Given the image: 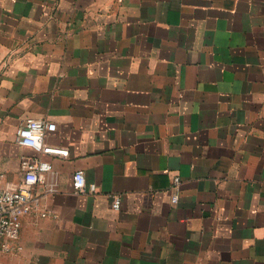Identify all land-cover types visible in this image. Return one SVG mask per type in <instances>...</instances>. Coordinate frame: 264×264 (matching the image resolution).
I'll return each instance as SVG.
<instances>
[{
  "label": "crops",
  "instance_id": "1",
  "mask_svg": "<svg viewBox=\"0 0 264 264\" xmlns=\"http://www.w3.org/2000/svg\"><path fill=\"white\" fill-rule=\"evenodd\" d=\"M23 156L0 264H264V0H0L3 187Z\"/></svg>",
  "mask_w": 264,
  "mask_h": 264
},
{
  "label": "built area",
  "instance_id": "2",
  "mask_svg": "<svg viewBox=\"0 0 264 264\" xmlns=\"http://www.w3.org/2000/svg\"><path fill=\"white\" fill-rule=\"evenodd\" d=\"M56 124L33 117H27L19 127L16 141L21 145L32 147L38 152H50L51 149L44 145L45 135L55 130ZM21 166L24 169V177L16 189L5 188L0 177V255L10 249L8 240H15L19 235L21 217L31 209L33 199L32 188L44 172L51 169V164L42 158L23 156ZM178 177H174V183H178ZM73 189L77 193L94 192V182H87L81 170L73 174ZM177 195L172 196L176 201ZM112 206L119 209L120 198L114 196Z\"/></svg>",
  "mask_w": 264,
  "mask_h": 264
}]
</instances>
